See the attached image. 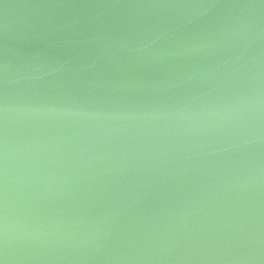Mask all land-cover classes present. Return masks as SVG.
<instances>
[{
  "label": "water",
  "instance_id": "1",
  "mask_svg": "<svg viewBox=\"0 0 264 264\" xmlns=\"http://www.w3.org/2000/svg\"><path fill=\"white\" fill-rule=\"evenodd\" d=\"M4 264H264V0H0Z\"/></svg>",
  "mask_w": 264,
  "mask_h": 264
},
{
  "label": "snow or ice",
  "instance_id": "2",
  "mask_svg": "<svg viewBox=\"0 0 264 264\" xmlns=\"http://www.w3.org/2000/svg\"><path fill=\"white\" fill-rule=\"evenodd\" d=\"M0 264H4V262H3V260H2V259H0Z\"/></svg>",
  "mask_w": 264,
  "mask_h": 264
}]
</instances>
